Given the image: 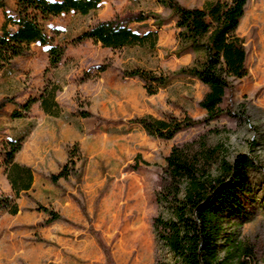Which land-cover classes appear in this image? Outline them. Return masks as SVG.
Here are the masks:
<instances>
[{"label":"rangeland","instance_id":"374dc122","mask_svg":"<svg viewBox=\"0 0 264 264\" xmlns=\"http://www.w3.org/2000/svg\"><path fill=\"white\" fill-rule=\"evenodd\" d=\"M3 1L12 12L16 0ZM179 1L202 7L206 0ZM137 13L160 15L155 49H112L92 39L74 41L98 21ZM3 20L0 8V28ZM153 22L149 18L131 27L144 33L148 26L156 28ZM49 28L52 43L65 49L61 62L51 66L49 46L33 44L31 52L17 57L1 76L0 103L5 98L10 101L0 107V135L17 129L26 132L28 120L40 119L38 102L24 120L11 116L15 107L11 101L36 94L45 80L62 87L57 93L62 114L58 119L45 116L43 126L49 131L36 155L28 158L35 187L16 199L17 214L0 210V264H172V254L153 227L159 213L167 215L160 201L165 158L173 146L201 137L212 145L221 144L230 162L242 153L258 164L251 173L257 189L254 200L247 203L249 220L242 225H236L237 220L227 222L226 232L255 243L264 264V0L247 2L237 33L245 41L248 75L234 81L222 102L223 113L214 120H206V111L199 106L207 87L180 72L196 56L192 50L179 52L176 16L157 0H102L97 11L62 14ZM54 28L62 32L55 35ZM98 64L109 67L99 72ZM134 68L167 75L168 81L150 95L142 79L122 75ZM85 110L93 115L83 117ZM148 114L158 118L188 114L201 122L166 140L130 122ZM67 123L79 132L77 140L72 128L64 130ZM4 146H8L5 140L0 142V195L13 197L4 172ZM66 164L68 177L53 181V172ZM44 207L61 218L48 223Z\"/></svg>","mask_w":264,"mask_h":264},{"label":"trees","instance_id":"16d2710c","mask_svg":"<svg viewBox=\"0 0 264 264\" xmlns=\"http://www.w3.org/2000/svg\"><path fill=\"white\" fill-rule=\"evenodd\" d=\"M157 1L176 16L179 52L192 50L196 56L193 63L180 72L199 79L207 87L199 106L206 111V120H214L223 113L222 102L227 91L233 90L234 81L248 75L245 41L237 33L248 0H206L202 7H189L179 0ZM101 5L102 0H16L15 8L9 12L0 0L4 14L0 28V75L13 67L17 57L29 54L33 44L48 45L49 63L51 66L59 64L65 49L52 43L50 22L71 12L88 15ZM149 18H153L156 28L148 26L141 33L131 27L135 22L145 24ZM160 27L161 18L157 13L129 14L98 21L78 34L74 41L92 39L112 49L134 46L155 49ZM53 32L59 35L62 31L54 28ZM108 67V64L96 65L99 72ZM122 75L142 79L150 95L156 94L168 81L167 75L141 68L125 70ZM61 89L55 82H46L38 98L30 97L11 116L23 118L35 102H40L46 114L61 116L62 107L56 100ZM7 101L10 99H3L0 107ZM81 114L83 117L93 115L89 110ZM130 122L140 124L148 135L168 140L201 120L188 114L183 117L167 114L162 118L148 114ZM25 137L26 134L11 139L8 146H4V165L14 196L0 195V210L12 215L19 211L16 198L33 184L32 170L14 160ZM165 162L160 201L167 215L159 213L153 227L158 240L172 254V264H260L255 243L235 236L234 232H226L227 222L232 224L237 220L236 225H242L249 220L251 212L247 203L254 200L257 189L251 176L258 167L255 158L241 153L230 162L221 144L212 145L201 137L173 146ZM142 163L149 165L145 160ZM68 174L66 164L51 178L56 182ZM43 210L49 215L48 223L61 218L51 209L44 207Z\"/></svg>","mask_w":264,"mask_h":264},{"label":"crops","instance_id":"0c3cea01","mask_svg":"<svg viewBox=\"0 0 264 264\" xmlns=\"http://www.w3.org/2000/svg\"><path fill=\"white\" fill-rule=\"evenodd\" d=\"M2 74H3V72L0 75V85H1V81H2V79H1ZM45 84H46V80L44 81L43 86L38 90V92H36V94H29L25 98L12 100L11 103L14 104L15 107L11 110V113L15 109H19V105L25 103L30 97L38 98L40 96V94L42 92V89L44 88ZM4 95L8 96V94H4ZM56 100L60 104V106L62 107V102H61V100L58 99L57 96H56ZM37 107L42 110V116L40 117V119L37 120V122L36 121L32 122V121L28 120L29 121L28 123H30V129L29 130H27L26 132H21L22 130L17 129L12 134H9L7 136L0 135V142L3 141V140L8 142L11 139H16V138H18L20 136H24L26 134V137H25V139L23 141V144H22V148H21L20 151H18L15 154L14 160H15V162H17V163H19V164H21L23 166L29 167L32 170V173H33V184H32V187L29 190L22 191L20 193V195L23 192H29L30 190H32L35 187L36 175H35V171L32 169L33 166L31 165V162H28L29 161L28 158L30 156L36 155V151H38L39 148H40V144L39 143L41 142V140L43 138V135H47V132L49 131L46 127L43 126V122L45 120V116H47V117L50 116L52 118L56 117L57 119L59 118L58 116H51V115L46 114L43 111L40 102H38ZM30 115L31 114L29 112H27L26 115L23 118H20V119L26 120V119H28L30 117ZM32 126H34L33 129H32ZM34 128H36V129H34ZM71 128H72V126L70 125V123L64 124V130H71ZM71 131H72V134L75 136V138L77 140V137L79 136V132L77 130H75L74 127L72 128ZM59 171H60V169L55 170V172H53V173L57 174ZM4 172L6 173L5 165H4ZM6 175H7V173H6ZM7 178H8V176H7ZM8 182L10 184V188L12 189V192H13V195H14V191H13L12 185H11V183L9 181V178H8ZM18 206H19V204H18Z\"/></svg>","mask_w":264,"mask_h":264}]
</instances>
